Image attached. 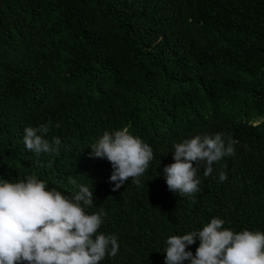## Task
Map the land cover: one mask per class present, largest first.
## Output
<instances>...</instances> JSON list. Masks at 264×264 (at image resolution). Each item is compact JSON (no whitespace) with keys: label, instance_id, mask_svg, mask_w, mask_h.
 Returning a JSON list of instances; mask_svg holds the SVG:
<instances>
[{"label":"trees","instance_id":"trees-1","mask_svg":"<svg viewBox=\"0 0 264 264\" xmlns=\"http://www.w3.org/2000/svg\"><path fill=\"white\" fill-rule=\"evenodd\" d=\"M0 264H264V0H0Z\"/></svg>","mask_w":264,"mask_h":264}]
</instances>
